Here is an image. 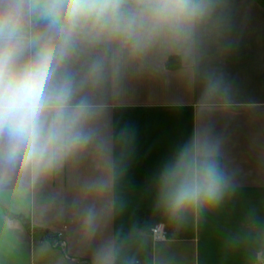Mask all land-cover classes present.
<instances>
[{
  "label": "crops",
  "instance_id": "0c3cea01",
  "mask_svg": "<svg viewBox=\"0 0 264 264\" xmlns=\"http://www.w3.org/2000/svg\"><path fill=\"white\" fill-rule=\"evenodd\" d=\"M220 19L185 47L160 41L132 53L109 47L94 93L95 145L24 191L0 189V264H93L117 239L138 264H258L264 248V0H221ZM210 78L228 85L223 108L201 114ZM208 124L220 140L230 190L222 204L179 233L147 231L163 166ZM109 151L105 153L104 149ZM122 162L116 188L97 198L92 185ZM95 219L85 228V214ZM138 228H143L139 231Z\"/></svg>",
  "mask_w": 264,
  "mask_h": 264
},
{
  "label": "clouds",
  "instance_id": "9594fccd",
  "mask_svg": "<svg viewBox=\"0 0 264 264\" xmlns=\"http://www.w3.org/2000/svg\"><path fill=\"white\" fill-rule=\"evenodd\" d=\"M221 14V0H0V189L35 187L95 145L100 107L93 97L105 78L107 48L137 53L160 41L182 48ZM227 96L228 85L210 78L198 110L223 108ZM220 154L205 124L163 166L154 207L166 228L199 223L223 203L230 182ZM106 163L110 174L92 185L97 198L124 174L122 162ZM94 219L89 210L86 229ZM155 229L147 227L152 235ZM92 262L138 264L117 239L98 245Z\"/></svg>",
  "mask_w": 264,
  "mask_h": 264
},
{
  "label": "built area",
  "instance_id": "2783aa9c",
  "mask_svg": "<svg viewBox=\"0 0 264 264\" xmlns=\"http://www.w3.org/2000/svg\"><path fill=\"white\" fill-rule=\"evenodd\" d=\"M153 225L156 226V229H155L156 234L152 235L151 232H149L152 239L162 240V239H166L169 237L168 228L165 227V224L162 221H159ZM153 225H151V226H153ZM258 264H264V262L262 260H260Z\"/></svg>",
  "mask_w": 264,
  "mask_h": 264
},
{
  "label": "trees",
  "instance_id": "16d2710c",
  "mask_svg": "<svg viewBox=\"0 0 264 264\" xmlns=\"http://www.w3.org/2000/svg\"><path fill=\"white\" fill-rule=\"evenodd\" d=\"M220 163L222 165L221 158H220ZM150 214H152L154 216L151 219L150 226L155 224V223H157V222H159V221H162V217L160 216V214L158 212H150ZM167 228H168L169 236L173 235V234H176V233H179L181 231V228H179V229H175V228H172V227H167ZM261 254H264V248L262 249ZM261 260L264 262V255H261Z\"/></svg>",
  "mask_w": 264,
  "mask_h": 264
}]
</instances>
